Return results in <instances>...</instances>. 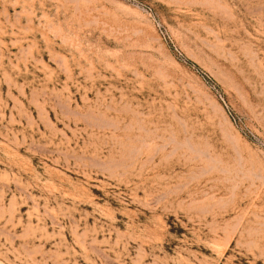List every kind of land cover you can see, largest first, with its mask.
<instances>
[{
  "label": "rangeland",
  "instance_id": "rangeland-1",
  "mask_svg": "<svg viewBox=\"0 0 264 264\" xmlns=\"http://www.w3.org/2000/svg\"><path fill=\"white\" fill-rule=\"evenodd\" d=\"M0 264H264V0H0Z\"/></svg>",
  "mask_w": 264,
  "mask_h": 264
}]
</instances>
